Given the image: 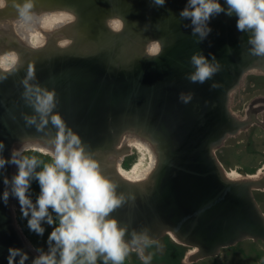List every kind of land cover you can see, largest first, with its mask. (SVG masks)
<instances>
[{
  "label": "water",
  "instance_id": "water-1",
  "mask_svg": "<svg viewBox=\"0 0 264 264\" xmlns=\"http://www.w3.org/2000/svg\"><path fill=\"white\" fill-rule=\"evenodd\" d=\"M16 3L24 0H7L0 8V55L21 54L16 70L0 69L6 77L0 79L3 156L11 155L16 140L53 138L57 132L51 122L38 131V116L36 125L27 122L37 115L22 83L31 66L29 83L54 90V113L79 135L86 151L106 146L112 151L109 144L127 128L159 147L147 187L111 177L117 194L126 197L111 214L127 227L125 240H132L133 232L146 231L149 240L173 232L198 247L199 257L246 238L264 240V213L253 194L254 188H264V178L229 181L214 153L227 136L246 126L230 109L232 91L249 71L264 72V56L250 52V33L237 29L235 15L213 16L211 32L201 39L180 17L187 0H166L162 7L154 0H32V13L73 17L48 32L45 45L33 47L17 32ZM113 20L124 29L116 31ZM63 39L68 41L64 46ZM153 41L161 46L159 54L147 51ZM193 54L218 63L219 71L204 83L191 82ZM15 172L12 165L0 170V264H33L37 253L17 227L9 202L17 199L10 195L6 204L2 199L4 175ZM7 188L11 191L10 184Z\"/></svg>",
  "mask_w": 264,
  "mask_h": 264
},
{
  "label": "clouds",
  "instance_id": "clouds-1",
  "mask_svg": "<svg viewBox=\"0 0 264 264\" xmlns=\"http://www.w3.org/2000/svg\"><path fill=\"white\" fill-rule=\"evenodd\" d=\"M154 3L162 7L166 0H154ZM6 6L7 0H0V8ZM14 6L19 28L27 30L34 23L32 0ZM221 13L235 15L237 29L250 33V52L264 56V0H224V3L221 0H187L180 17L190 21L193 34L203 39L211 32L210 20ZM122 27V23L114 25L116 31ZM160 50L159 44L149 49L152 54H159ZM17 63L15 54L10 64L0 58V69L14 71ZM191 63L195 70L188 78L193 83L206 82L220 68L218 63H210L202 54H193ZM5 78L0 76V79ZM32 79L34 69L30 66L22 83L25 98L37 115L26 118L27 122L36 125L38 116V131L51 122L57 132L48 141V147L29 149L22 146L13 149L8 157L3 156L6 145L0 142V170L9 165L17 169L11 177L4 175L6 187L2 199L5 204L10 195L18 200L23 217L28 219L29 230L43 236L44 223L55 225L47 237L48 251H41L33 264H97L100 258L104 264H124L133 251L148 264L150 257L144 252L151 241L147 232H133L132 240L126 241L127 227H122L111 215L126 202V197L117 194V184L104 172L100 159L86 151L79 135L66 127L59 113H54V90L33 86L29 83ZM30 150L39 152L40 156L24 154ZM41 156L50 159L45 161ZM38 166H41L39 171ZM33 180L40 188L35 202L29 195ZM9 184L11 191L7 188ZM51 213H55L56 219Z\"/></svg>",
  "mask_w": 264,
  "mask_h": 264
},
{
  "label": "rangeland",
  "instance_id": "rangeland-1",
  "mask_svg": "<svg viewBox=\"0 0 264 264\" xmlns=\"http://www.w3.org/2000/svg\"><path fill=\"white\" fill-rule=\"evenodd\" d=\"M65 20L59 25L56 24L54 27L51 26L50 29L41 28L39 25L37 26L36 30L42 32V36L44 37H41L44 44H46L47 41V33L56 30L59 26L69 21ZM16 27H18V25H16ZM24 31L26 32L24 36H26L28 32H32L30 30ZM28 42L32 45H38L41 43L38 41L34 43L30 40ZM67 42L68 41L65 39L60 40V44L65 45ZM10 63L11 60L7 62V64ZM250 80L264 84V75H248V78H244L241 81V84L233 90L229 104L232 112L233 110H236L235 104H241L242 107L244 106L246 108L247 104L255 94L264 93L263 88L260 91L256 86L251 87L250 84L253 82H250ZM253 88L257 89V91H252ZM245 102L246 104L244 105ZM244 113L245 111L240 114L244 115ZM234 115L236 117L239 116L238 114ZM237 119L246 122V119L241 117ZM251 122L247 120L248 125L240 128L237 133L227 136L223 143L217 146L214 150L223 170L226 172L235 171L239 174L240 178H238V176L231 177L233 180L245 179L248 175H256L252 180H260L261 178H264V131L257 125L252 126L253 124ZM253 135L258 136L259 138H251ZM26 140L22 139L18 141L23 142ZM133 143L132 140L122 142L118 147H115L114 151H112V154L117 157V159L121 158L119 164H121L124 169L130 168L132 164L140 158V152ZM117 169L118 168L116 167V171ZM116 171L109 167L106 174L109 175L110 173H116ZM32 189L35 190V186L30 188L29 195L33 202H35L36 196ZM253 194L264 213V188H254ZM10 204L11 208L13 206L16 225L27 242L38 255L41 251L47 252V237L52 230L51 227H54L55 225L49 226L47 223H44L43 226L45 228V233L43 236L37 235L35 232L29 230L28 219L23 217L18 200L17 202H14V204L10 201ZM51 214L53 215V218L56 219L55 213ZM174 236L176 235L173 232H165L159 238L150 240L151 243L145 248L144 252L146 257H150L148 264H264V240L262 239L255 240L252 238H246L234 245L221 248L216 255L199 257L197 256L199 252L198 247L182 242L181 240H178L179 238L176 239ZM97 264H104L103 258H100ZM108 264H111V262H108ZM124 264H145V261L141 259L137 252L133 251L126 258Z\"/></svg>",
  "mask_w": 264,
  "mask_h": 264
},
{
  "label": "bare ground",
  "instance_id": "bare-ground-1",
  "mask_svg": "<svg viewBox=\"0 0 264 264\" xmlns=\"http://www.w3.org/2000/svg\"><path fill=\"white\" fill-rule=\"evenodd\" d=\"M63 13H66V14H63ZM67 13L68 12H46V13H40V14L33 13V15H35V19L38 17V21H34L33 25L27 29V30L32 31L30 41L35 43L37 40H39V38H41V37L44 38L42 36V32L36 30L38 24H42L41 28L50 29L51 26L54 27V25H56V24L59 25L60 23L64 22V20L67 19V17H70V16H67ZM46 22H49V23H46ZM16 23L18 25V19H17ZM119 24H121L120 21L115 20V21H113L112 25L118 26ZM16 29H17V32L19 33V35L26 34V32L23 29H20L19 26L16 27ZM23 35H21V37L24 39V42L26 41L27 44L31 45L28 42V40H25V36H23ZM156 44H159V42H157V41L151 42L147 46V50H149L150 48H152ZM61 45L64 46V44H61ZM31 46H33V45H31ZM6 53H4V54H6ZM4 54L0 55V57L3 58L5 63L7 64V62L9 60H12V54L11 53H10V55H8V54L4 55ZM15 57H16V55H15ZM19 63H20V61L18 62V64ZM120 134H121V132H120ZM22 139L23 140L28 139V140L23 141V142L16 140L13 143L12 150L13 149H21L22 146H28L29 149L48 147V141L51 138L36 135V136L24 137V138H21L19 140H22ZM129 140H132L134 142L133 145H135L138 148V150L140 152V158L137 159L132 164V166L128 169H124L123 167H120L119 163L121 161V158L117 159V157H115V156L111 157L110 155H113L112 154L113 150L111 152H108L107 148H109V147H107V146L97 148V150H99V151L98 152L92 151V153L95 156H97V158L100 159L105 173L108 171L109 167H111V169H113L114 171H116V167H117L119 169L118 173L120 174L119 178L121 180H124L127 184L129 183L130 186H132V187L135 186L139 189L145 188L148 186V183L151 179V176L153 174L152 171L156 169L155 165H157L158 160H159V156H160L159 147L152 140H150L147 137V135L141 133V131H135L134 129H129V130L125 131L123 134L117 136L116 139H114V141H116L118 143L117 146H115V147H118L122 142H126ZM116 142H114V143H116ZM109 145L111 146L112 144H109ZM157 158H158V160H157ZM112 159H114V163L112 162ZM109 160L111 161V163ZM220 170H221L223 177H225L229 181H242L245 179H251L252 180L256 177V175H248L247 177H245V179L233 180V178H231V177L238 176V178H240V176L237 172H235V171L234 172H232V171L226 172L225 170H223L222 167L220 168ZM9 202H10V200H9ZM10 206H11V204H10ZM174 237L176 239L178 238L177 236H174ZM126 241L130 242L131 239H128ZM182 242H184V241H182ZM185 243H187V242H185ZM37 256H38V254H35V258Z\"/></svg>",
  "mask_w": 264,
  "mask_h": 264
},
{
  "label": "flooded vegetation",
  "instance_id": "flooded-vegetation-1",
  "mask_svg": "<svg viewBox=\"0 0 264 264\" xmlns=\"http://www.w3.org/2000/svg\"><path fill=\"white\" fill-rule=\"evenodd\" d=\"M63 14H66V13H63ZM67 16H70V17H67V19H66V21H68V20H71L73 17L71 16V14L69 15V13H67ZM72 17V18H71ZM35 21H38V18H36L35 19ZM114 21V20H113ZM112 21V22H113ZM120 21V20H119ZM111 22V23H112ZM121 22V21H120ZM40 23V22H39ZM113 24V23H112ZM39 26H41L42 27V24H38ZM120 25V24H119ZM118 25V26H119ZM123 25V24H122ZM113 26V25H112ZM114 27V26H113ZM123 28H124V25H123V27L121 28L122 30H123ZM120 29V30H121ZM29 33V34H28ZM27 33V35L25 36V40H30V37H31V33L30 32H28ZM24 36V35H23ZM38 42H41L40 44H38V45H33V47L35 46H40V45H45L44 44V42H42V39L41 38H39V40H37ZM32 45V44H31ZM148 51V53L149 54H152L149 50H147ZM10 53L11 54H15L16 55V58H18V62L19 61H21V54H19V52H16V51H9V52H7L6 54H8V55H10ZM6 54H4V55H6ZM3 55V56H4ZM3 70V69H2ZM249 73V74H248ZM246 75L247 76H245L244 78L245 79H247L248 78V75H253V74H263L264 75V72L263 71H256V70H253V71H249ZM247 77V78H246ZM243 78V79H244ZM250 82H253L252 84H250L251 85V87H253V86H256L257 87V89L258 90H262V88L264 89V84H261L260 82H254V81H252V80H250ZM257 89H255V88H253L252 89V91H257ZM250 92V91H249ZM246 104V102L244 103V105ZM235 109L236 110H233V113L234 114H238L239 116L237 117V118H239V117H241V118H243V119H246V125H248L247 124V120L248 121H252L251 123L253 124L252 126H254V125H257V126H259L260 128H262L263 129V131H264V93H261V94H255L252 98H251V100H250V102L247 104V107L245 108L244 106L242 107V105L241 104H235ZM245 111V113H244V115H242V114H240V113H243ZM241 120V119H240ZM243 121V120H242ZM250 123V124H251ZM130 128H127V129H125V130H123L122 132H121V134H123L125 131H127V130H129ZM135 131H138V130H136V129H134ZM120 134V135H121ZM259 138L258 136H254L253 135V137H251V138ZM115 139H116V137H115ZM114 141V140H113ZM112 141V147H113V151L115 150V146H117V142L116 143H114ZM263 142H264V138H263ZM108 149V152H109V148H107ZM111 152V151H110ZM120 167H122L121 166V164H120ZM111 168V167H110ZM156 168V167H155ZM121 169V168H120ZM113 170V169H112ZM118 171H119V169H117V171H116V173H110L108 176H110V177H116V178H119L120 177V174L118 173ZM154 172V171H153ZM122 181H124V180H122ZM124 183H126L125 181H124Z\"/></svg>",
  "mask_w": 264,
  "mask_h": 264
},
{
  "label": "trees",
  "instance_id": "trees-1",
  "mask_svg": "<svg viewBox=\"0 0 264 264\" xmlns=\"http://www.w3.org/2000/svg\"><path fill=\"white\" fill-rule=\"evenodd\" d=\"M24 154L40 156V153H39V152H33V151H31V150H30L28 153H24ZM41 158H42L43 160H45V161H48V160L50 159L48 156H41ZM40 167H41V166H38L37 171L40 170ZM33 186H35V190L32 189V191H34L35 196H36V198H37L38 195H39V191H40V188H39L38 182H36L35 180H33V182H32V186H31V187H33ZM36 189H37V190H36Z\"/></svg>",
  "mask_w": 264,
  "mask_h": 264
}]
</instances>
